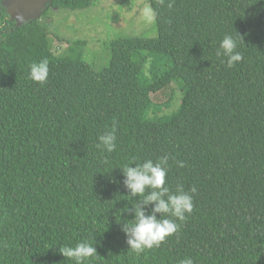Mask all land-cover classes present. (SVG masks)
<instances>
[{"label": "trees", "instance_id": "obj_1", "mask_svg": "<svg viewBox=\"0 0 264 264\" xmlns=\"http://www.w3.org/2000/svg\"><path fill=\"white\" fill-rule=\"evenodd\" d=\"M148 2L157 37H118L90 64L88 42L57 47L48 25L18 26L0 0V264H75L60 250L80 242L97 252L83 264H264V0ZM225 35L243 57L232 68L216 55ZM42 59L40 84L29 70ZM114 123L108 153L96 145ZM164 155L165 187L182 184L194 208L137 254L122 228L143 196H128L121 169Z\"/></svg>", "mask_w": 264, "mask_h": 264}, {"label": "clouds", "instance_id": "obj_2", "mask_svg": "<svg viewBox=\"0 0 264 264\" xmlns=\"http://www.w3.org/2000/svg\"><path fill=\"white\" fill-rule=\"evenodd\" d=\"M168 7H172L171 2ZM236 49V40L231 35H225L220 42L216 55L226 57L227 67L232 68L243 59L242 54ZM48 74L47 59L34 63L29 70V78L40 84L46 82ZM98 140L97 148L108 153L113 152L117 147L115 123L112 129L105 131L98 137ZM169 159V155H164L157 162L148 159L140 164L133 162L135 167H131L130 165L133 164L131 163L126 164L121 169L124 176L123 184L129 193L128 196L130 198L143 196V199L130 210L134 212V223L124 224L122 228L127 237L126 243L129 245V250L137 254L144 252L146 249L159 247L167 237L176 234L180 228V224L176 221H185L187 215H190L193 211V195L186 192L182 184L178 183L176 185L175 192H170L169 188L165 187ZM175 163L178 167H184L183 161H175ZM146 190H149L147 194ZM196 191L197 189L194 186L190 189L192 194H195ZM149 204L154 205V207L152 208V214L146 215L142 205L147 206ZM156 213L162 214V217H173L175 219H158ZM60 253L64 257L74 259L75 264H83L86 258L92 257L97 252L96 248L88 242H80L74 248H62ZM179 264H194V261L191 257H185L180 260Z\"/></svg>", "mask_w": 264, "mask_h": 264}, {"label": "rangeland", "instance_id": "obj_3", "mask_svg": "<svg viewBox=\"0 0 264 264\" xmlns=\"http://www.w3.org/2000/svg\"><path fill=\"white\" fill-rule=\"evenodd\" d=\"M39 21L48 25L50 38L57 47L66 48L68 41L74 38L88 42L87 63H100L106 58L105 52L110 58L108 48L118 37L131 33L157 37L156 21L148 0H94L87 10L73 12L50 8L48 16ZM181 98L182 93L177 92L171 107H165L164 112L171 114L176 111Z\"/></svg>", "mask_w": 264, "mask_h": 264}, {"label": "water", "instance_id": "obj_4", "mask_svg": "<svg viewBox=\"0 0 264 264\" xmlns=\"http://www.w3.org/2000/svg\"><path fill=\"white\" fill-rule=\"evenodd\" d=\"M2 5L18 26L39 21L53 6V0H3Z\"/></svg>", "mask_w": 264, "mask_h": 264}, {"label": "flooded vegetation", "instance_id": "obj_5", "mask_svg": "<svg viewBox=\"0 0 264 264\" xmlns=\"http://www.w3.org/2000/svg\"><path fill=\"white\" fill-rule=\"evenodd\" d=\"M2 2H3V0H2ZM5 8V7H4ZM7 12V11H6ZM9 16V15H8ZM8 19L10 20V21H14V20H12L11 18H10V16L8 17ZM15 22V21H14ZM16 23V22H15ZM17 24V23H16ZM23 26V25H22Z\"/></svg>", "mask_w": 264, "mask_h": 264}]
</instances>
